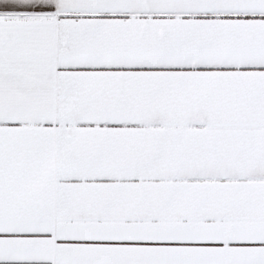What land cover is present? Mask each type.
Returning a JSON list of instances; mask_svg holds the SVG:
<instances>
[{"label":"snow or ice","instance_id":"obj_1","mask_svg":"<svg viewBox=\"0 0 264 264\" xmlns=\"http://www.w3.org/2000/svg\"><path fill=\"white\" fill-rule=\"evenodd\" d=\"M0 264H264V0H0Z\"/></svg>","mask_w":264,"mask_h":264}]
</instances>
